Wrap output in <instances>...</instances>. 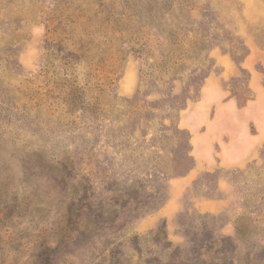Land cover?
Wrapping results in <instances>:
<instances>
[{
	"label": "rangeland",
	"instance_id": "obj_1",
	"mask_svg": "<svg viewBox=\"0 0 264 264\" xmlns=\"http://www.w3.org/2000/svg\"><path fill=\"white\" fill-rule=\"evenodd\" d=\"M248 118L264 0H0V264H264V139L218 156Z\"/></svg>",
	"mask_w": 264,
	"mask_h": 264
},
{
	"label": "crops",
	"instance_id": "obj_2",
	"mask_svg": "<svg viewBox=\"0 0 264 264\" xmlns=\"http://www.w3.org/2000/svg\"><path fill=\"white\" fill-rule=\"evenodd\" d=\"M231 104L233 103L228 102L226 105L235 106ZM233 107L229 109H233ZM234 110L236 114L241 116L248 111L247 108L239 110L236 107H234ZM245 121L247 123L245 127H243V131L235 135L232 133L230 140L223 141L220 146L218 156L220 164L225 168H237L245 165L249 160L255 157L256 149L264 139L262 135L264 134L263 130H261L257 136H253L250 132L249 118ZM211 136L214 137V143L219 140L216 132L207 128L206 132L199 135L193 143V153L197 159L198 165L210 166L214 161L212 143L210 142ZM203 138H205L204 141Z\"/></svg>",
	"mask_w": 264,
	"mask_h": 264
}]
</instances>
